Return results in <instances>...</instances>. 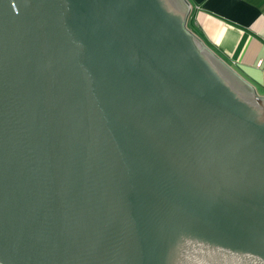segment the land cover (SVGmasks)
Wrapping results in <instances>:
<instances>
[{
    "label": "water",
    "instance_id": "water-1",
    "mask_svg": "<svg viewBox=\"0 0 264 264\" xmlns=\"http://www.w3.org/2000/svg\"><path fill=\"white\" fill-rule=\"evenodd\" d=\"M188 0H0V264H264V95Z\"/></svg>",
    "mask_w": 264,
    "mask_h": 264
},
{
    "label": "crops",
    "instance_id": "crops-1",
    "mask_svg": "<svg viewBox=\"0 0 264 264\" xmlns=\"http://www.w3.org/2000/svg\"><path fill=\"white\" fill-rule=\"evenodd\" d=\"M188 1V27L264 95V0Z\"/></svg>",
    "mask_w": 264,
    "mask_h": 264
}]
</instances>
